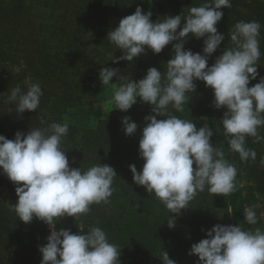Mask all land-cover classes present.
I'll list each match as a JSON object with an SVG mask.
<instances>
[{
	"label": "clouds",
	"instance_id": "obj_1",
	"mask_svg": "<svg viewBox=\"0 0 264 264\" xmlns=\"http://www.w3.org/2000/svg\"><path fill=\"white\" fill-rule=\"evenodd\" d=\"M230 7V0H205L201 6H191L187 15H168L156 22L151 11L145 13L137 7L107 37L123 53L111 59L114 64L132 63L146 54V49L158 55L173 45L163 74L152 67L143 79L135 81L121 75L119 69L104 67L99 73L103 87L113 88L115 109L126 113L138 100L151 106L153 115L145 117L139 141L142 170L134 164L129 169L133 182L154 194L172 213L167 220L169 229L176 226L173 216L188 209L198 192L207 189L211 195L227 196L237 191L236 168L224 158L223 148L211 142L214 131L206 118H201L204 126L198 129L196 123L173 115L184 111L189 94L196 92L195 81L213 90L215 109H227L221 122L230 151L238 153L242 161L255 160L257 153L245 146L246 138L254 137L257 143L264 140L258 133L264 126V77H259L258 71L262 25L257 21L236 23L228 33L233 46H226L215 63L208 64L225 40L217 29L224 15L221 9ZM188 37L203 39V54L185 50ZM258 77L259 82L249 87ZM113 78L119 83L113 84ZM42 95L39 84H31L26 92L16 86L6 102L22 115L37 112ZM40 124L45 126L32 127L27 134L18 131L14 140L0 135V171L16 186L18 201L13 210L19 221L30 224L35 217L50 228L46 245L39 247L41 264H120L121 251L108 242L100 227L82 234L56 229L60 219H75L87 214L91 205L106 203L112 196L116 171L101 163L83 172L80 167L70 168L67 151L61 147L69 125L43 120ZM122 125L127 136L137 132L130 117L125 116ZM260 163L264 165V159ZM256 207L244 208L245 222L250 225L258 223ZM206 235L189 252L199 258V264H264L261 229L253 233L244 231L242 225L217 224ZM166 264H175L168 254Z\"/></svg>",
	"mask_w": 264,
	"mask_h": 264
},
{
	"label": "trees",
	"instance_id": "obj_2",
	"mask_svg": "<svg viewBox=\"0 0 264 264\" xmlns=\"http://www.w3.org/2000/svg\"><path fill=\"white\" fill-rule=\"evenodd\" d=\"M230 2V8L221 9L224 15L217 24L225 40L208 64L212 66L226 46H233L228 33L236 23L257 21L262 25L258 71L259 77H264V0ZM204 3L205 0H114L106 6L103 0H0V135L14 140L18 131L27 134L32 127L45 126L41 120L63 124L70 109L102 100L108 87H103L99 79L104 67L119 69L120 74L127 72L135 81L143 79L152 67L163 74V65L172 58V44L158 55L146 49V54L132 63L111 61L123 55L107 40L109 32L118 27L112 19L132 15L141 7L145 13L151 11L152 21L156 22L168 15H187L191 6ZM203 46V39L185 38V50L203 54ZM259 77L249 87L258 83ZM33 83L39 84L43 92L39 108L20 115L6 102L7 97L12 88L20 86L26 92ZM195 84L196 92L189 94L184 111L173 115L196 123L198 129L204 126L201 118H206L214 131L211 142L223 148L224 158L236 168L237 191L227 196L211 195L207 189L198 192L188 209L173 216L176 226L169 229L167 220L172 213L154 194L149 195L133 182L129 166L134 164L140 171L144 161L139 156V140L124 135L121 119L109 117L93 128L69 125L61 142L69 167H80L83 172L101 163L114 168L117 176L106 203L91 205L87 214L75 219H60L57 231L82 234L100 227L108 242L121 251L120 264H166L167 254L175 264H199L198 257L189 255L191 246L206 239L213 226L242 225L244 231H256L243 215L247 207L243 175L253 183L249 195L262 198L264 211V165L260 163L264 159V140L257 143L254 137H247L245 146L255 150L257 156L255 160L242 161L238 153L229 150V137L222 126L227 109H215L213 90L202 81ZM138 102L151 110L150 105ZM258 133L264 137V126L258 128ZM15 187L0 171V264H41L39 247L47 243L49 226L35 217L30 224L19 221L13 210L18 201Z\"/></svg>",
	"mask_w": 264,
	"mask_h": 264
},
{
	"label": "rangeland",
	"instance_id": "obj_3",
	"mask_svg": "<svg viewBox=\"0 0 264 264\" xmlns=\"http://www.w3.org/2000/svg\"><path fill=\"white\" fill-rule=\"evenodd\" d=\"M106 6H110L113 4L114 0H103ZM121 18H113L112 24L114 26H119ZM121 75L131 76L129 73L125 72ZM132 78V76H131ZM113 84H118L119 81L116 80L112 82ZM153 115L151 110L145 105L137 102L128 112H121L118 109H115V104L113 101V88L109 85L107 90L103 94V98L100 101L93 102L91 104H87L84 106H79L72 108L66 114L64 120L68 125L77 126L80 128H93L95 127L100 120L106 118H119L122 119L127 116L130 117L133 122L137 124V132L132 136H127L124 132V135L130 138H134L140 141L142 136L143 128L146 126L145 117ZM244 176L243 186L245 189V195L247 199V207L257 206L256 212L258 217V223L255 224L256 229L259 228L264 231V216H261L263 211L262 198L258 195L251 196L249 195L250 188L253 183L248 178V176ZM50 230V228H49Z\"/></svg>",
	"mask_w": 264,
	"mask_h": 264
}]
</instances>
